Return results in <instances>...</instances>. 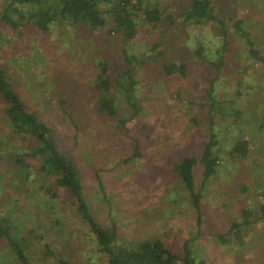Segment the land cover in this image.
I'll return each instance as SVG.
<instances>
[{"label":"rangeland","instance_id":"obj_1","mask_svg":"<svg viewBox=\"0 0 264 264\" xmlns=\"http://www.w3.org/2000/svg\"><path fill=\"white\" fill-rule=\"evenodd\" d=\"M7 1L0 0V15ZM141 1L142 10L159 6L166 18L151 26L140 13L138 35L127 45L131 63L110 30L109 12L106 27L81 33L59 21L47 32L23 21L16 30L0 19L1 71L77 161L92 213L116 227L118 243L160 238L181 252L188 239L203 264H264V0H211L223 26L219 20L185 22L192 0ZM239 19L248 35L239 32ZM102 59L116 76L129 68L133 73L132 98L117 91L115 117L97 108L94 83ZM164 62L175 65L171 73ZM11 129L0 96V227L17 237L29 264H57L56 257L108 264L55 174L42 173L39 158L17 162L28 136ZM212 133L220 161L206 184L202 164L195 166L202 192L197 210L173 168L184 156L199 157ZM242 140L245 154L235 148ZM246 209L250 222L230 233ZM44 243L48 257L40 252ZM0 264H22L3 235Z\"/></svg>","mask_w":264,"mask_h":264},{"label":"trees","instance_id":"obj_2","mask_svg":"<svg viewBox=\"0 0 264 264\" xmlns=\"http://www.w3.org/2000/svg\"><path fill=\"white\" fill-rule=\"evenodd\" d=\"M105 1L107 0H11V2L7 1L4 4L0 19L16 30L23 21V23L29 22L28 24L31 23L47 32L55 21H59L70 24L75 30H80L81 33V31L87 29L97 30L106 27L108 25V15L111 13L114 25L110 30H114L115 33L119 34L126 60L131 63V53H128L127 45L138 35V18L142 16L140 13H143L144 21L151 26L162 25V21L166 17L159 6L152 5L151 8L142 10L141 0L115 2L110 9H106ZM20 6H22V9H19ZM14 12L18 14V18L14 16ZM182 16L185 22L191 24L202 25L212 20H219L223 26V20L219 19L211 0H192L189 8L183 12ZM235 23L240 33L248 35L247 30L242 26V20H236ZM225 31V34L229 36L226 29ZM248 40L249 43H252L249 38ZM257 51L256 48H251L252 54L256 55ZM259 58L264 61V57L259 56ZM141 63L142 61L139 64ZM212 64L217 68L219 67L217 62ZM163 65L168 74L175 67L174 64L166 62ZM96 67L94 89L98 94L97 108L104 116L115 117L118 113L116 105L117 91L123 89L127 92V97L132 98V94L128 90L133 88V73L129 68L116 76L106 59L100 60ZM180 67L181 70L184 69L183 65H180ZM134 69L136 68L132 67V70ZM124 80L129 85L127 88H124ZM0 96L5 103V113L8 123L12 127L11 131L18 134V136H28V143L26 141L23 145V151L17 153V162L19 164L23 163L27 155L39 158L40 171L46 174H55L56 184L64 188L73 198L74 210L88 225L89 231L96 236L98 250L107 256L108 264H203L202 261L195 258L191 241L188 239L184 241L181 252L173 251L160 238L143 240L136 246L118 243L116 227L101 223L92 213L84 193L77 161L60 149L53 136L51 126L27 108L18 92L13 88L12 83L1 71V67ZM212 104L211 102L210 105ZM214 137L216 136L212 133V137L204 142L199 157L184 156L173 168L187 189L197 210L201 202L202 192L195 187V166L198 163L202 164L204 184L216 173L220 160L213 149V146L218 142ZM235 148L245 154L248 150L247 141L238 142ZM139 152L140 146L136 145V154H139ZM260 212L263 217L264 201ZM250 214V210H244L242 221L234 223L230 233L234 228H239L250 222ZM199 218H201L200 215ZM12 234L8 227L5 229L0 227V235L9 238L18 259L22 264H29V257H27L17 237L15 239ZM220 237L223 238V236ZM40 252L48 257L51 253L50 245L44 243ZM56 262L57 264H75L59 257H56Z\"/></svg>","mask_w":264,"mask_h":264}]
</instances>
